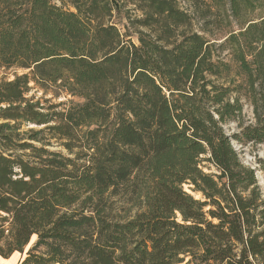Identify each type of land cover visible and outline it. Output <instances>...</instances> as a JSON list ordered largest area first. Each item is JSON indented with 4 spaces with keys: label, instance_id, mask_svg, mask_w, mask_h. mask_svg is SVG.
<instances>
[{
    "label": "trees",
    "instance_id": "obj_1",
    "mask_svg": "<svg viewBox=\"0 0 264 264\" xmlns=\"http://www.w3.org/2000/svg\"><path fill=\"white\" fill-rule=\"evenodd\" d=\"M130 1L136 42L109 0H0V70L25 71L0 79V256L264 264V196L223 130L264 143V0H208L237 27L216 46L176 0ZM30 82L80 101L42 105Z\"/></svg>",
    "mask_w": 264,
    "mask_h": 264
},
{
    "label": "rangeland",
    "instance_id": "obj_2",
    "mask_svg": "<svg viewBox=\"0 0 264 264\" xmlns=\"http://www.w3.org/2000/svg\"><path fill=\"white\" fill-rule=\"evenodd\" d=\"M112 6V14L109 19V23L115 25L121 32H127L130 34L131 39L136 42L134 25L131 24V20L141 17V11L131 3L130 0H109ZM179 7L193 16L192 26L193 30L207 29L206 34L208 38L218 45L226 33L230 30H235L237 27L234 22L228 23L227 14L224 11V7L213 5L208 0H176ZM72 10V9H71ZM226 50H220L214 47V55H218L221 59H227ZM25 72L21 69H1L0 79H12L14 74H20ZM32 86L26 97L32 98L33 101H39L42 105L59 104L56 109L67 106L69 100L73 102L80 101L76 96L69 95L60 85H50L47 88H42L38 85ZM243 101V110L241 120L244 124L253 123V113L250 104L247 101ZM39 129L42 126L33 124L23 125V129L27 128ZM223 130L230 137L233 148L237 151L240 160L248 167L252 168L255 173L258 184L261 187L262 195L264 196V171L261 169V162L264 161V143H239L233 139L232 135L239 131V127L236 122L229 121L223 124ZM53 150H58L65 153V150L60 146L54 144L49 147ZM201 164L204 166V170L207 172H215V168L207 161H202ZM190 185L184 184L183 188L187 192L193 195L195 198H201V194L192 192ZM129 205L125 203L124 198L115 197L113 198V213L116 215H125L124 208ZM134 212L133 209L128 211V214ZM3 244V240H1ZM43 248H39L36 252L42 251ZM23 257L21 254H14L9 258H1L0 264H18L19 260Z\"/></svg>",
    "mask_w": 264,
    "mask_h": 264
},
{
    "label": "crops",
    "instance_id": "obj_3",
    "mask_svg": "<svg viewBox=\"0 0 264 264\" xmlns=\"http://www.w3.org/2000/svg\"><path fill=\"white\" fill-rule=\"evenodd\" d=\"M13 255H14V254H13ZM11 256H12V255H11ZM11 256H10V257H11ZM0 257H1V256H0ZM1 258H2V257H1ZM8 258H9V257H8Z\"/></svg>",
    "mask_w": 264,
    "mask_h": 264
}]
</instances>
